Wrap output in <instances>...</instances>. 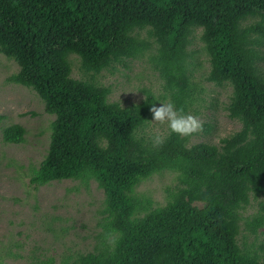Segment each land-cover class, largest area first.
<instances>
[{"label": "trees", "instance_id": "16d2710c", "mask_svg": "<svg viewBox=\"0 0 264 264\" xmlns=\"http://www.w3.org/2000/svg\"><path fill=\"white\" fill-rule=\"evenodd\" d=\"M198 31L205 79L231 86L225 109L240 129L218 143L190 144L196 131L169 128L146 137L153 106L168 101L187 114L204 91L190 49ZM0 52L19 66L8 80L33 89L55 116L30 182L94 180L104 191L98 244L72 264H264L246 241L264 228V0H0ZM73 55L92 78L144 59L162 92L110 101L109 87L72 76ZM24 134L15 123L3 139L21 143ZM165 171L176 184L154 206L136 187ZM252 200L259 208L245 216Z\"/></svg>", "mask_w": 264, "mask_h": 264}, {"label": "rangeland", "instance_id": "374dc122", "mask_svg": "<svg viewBox=\"0 0 264 264\" xmlns=\"http://www.w3.org/2000/svg\"><path fill=\"white\" fill-rule=\"evenodd\" d=\"M200 33H196L190 49L196 51L194 80L204 91L187 114L201 126L191 134L190 144L218 143L220 138L239 130L240 123L229 118L225 109L231 86H218L205 79L210 63ZM72 63L74 78L109 87V100L123 106L141 101L145 89L155 94L162 92V79L144 59L133 60L128 67L116 64L115 69H104L94 78L82 70L77 56H72ZM18 71V64L0 52V264H72L80 253L92 251L98 244L105 217V194L94 180L86 183L67 179L38 187L30 182L47 154L55 116L45 111L43 100L33 89L8 80ZM15 123L25 128L24 141L5 142L3 130ZM203 123L212 125L208 133L202 129ZM167 132V121L152 120L142 133L160 140ZM175 184V173L165 171L142 181L136 192L152 198L154 206L163 205L169 188ZM258 208L259 204L252 200L243 214H252ZM263 230L259 229L256 238L248 234L246 241L264 253L260 249L264 247Z\"/></svg>", "mask_w": 264, "mask_h": 264}, {"label": "clouds", "instance_id": "9594fccd", "mask_svg": "<svg viewBox=\"0 0 264 264\" xmlns=\"http://www.w3.org/2000/svg\"><path fill=\"white\" fill-rule=\"evenodd\" d=\"M152 119L163 123L167 121L168 128L180 135H188L200 128V122L191 114H186L182 109L174 107L172 103H161L153 106ZM159 138H157L158 140Z\"/></svg>", "mask_w": 264, "mask_h": 264}]
</instances>
